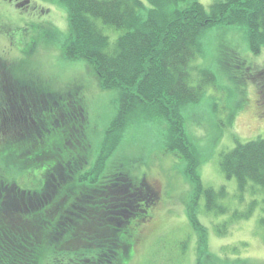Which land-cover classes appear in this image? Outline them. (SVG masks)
Segmentation results:
<instances>
[{
    "label": "rangeland",
    "instance_id": "1",
    "mask_svg": "<svg viewBox=\"0 0 264 264\" xmlns=\"http://www.w3.org/2000/svg\"><path fill=\"white\" fill-rule=\"evenodd\" d=\"M21 1L24 4L18 6L16 2L0 0V61L5 63V69L0 63V79L4 81L3 75L7 74L14 81L34 84L38 89L34 88V95L40 102L29 110L9 106V114L19 116L29 132H39L34 119L40 123L43 117L47 126L52 120L54 126L63 127L66 140H62V135L61 140L56 135L42 141L40 151L47 154L43 155L36 152L31 142L10 145V135L0 132V188L7 194L0 200V231L15 234L22 233L19 229L30 231L28 223L17 216L19 211L30 206L29 201L24 199V204L18 199L19 209H10L9 195H14L17 190L42 195L46 181L50 188L48 192L54 193L52 200H57L60 206L64 205L61 201L67 194L70 197L60 235L66 236L76 225H83L91 232V237L96 235L100 241L66 240L58 249L46 245L45 254L38 257L29 251L37 247L25 246L27 259L20 260L25 255L21 249L15 252L20 253L13 262L74 264L76 262L68 259L74 257L76 251L78 254L82 250L94 251L103 243L102 235L109 228L107 225H111L106 213L89 208L91 214L77 218L72 224L65 221L67 211H86L87 199L77 188L82 179L78 172L92 169L106 185L123 174L136 185L149 186L148 191L153 194L155 191L157 195L154 203L144 198L147 202L145 212L136 211L137 208L134 209L136 212H131L136 215L130 216V223L119 233L121 242L130 247L120 251L113 264H197L199 237L188 218V205L195 200L199 221L207 230V251L213 259L206 257L205 264H264V189L253 182L240 189L237 180L227 178L220 167L222 155L232 151L237 142L245 144L264 138V47L254 53L246 29L217 26L202 36L201 52L188 66L190 85L202 89L198 103L184 108L186 133L197 149L202 184L216 192L215 202L224 209L208 210L206 195L196 196L194 183L186 173V162L165 152L162 147L158 120L130 129L116 149L111 140L104 142L105 131L116 112V93L100 88L91 65L63 57L62 43L58 40H66L69 33L68 14L63 5L46 0ZM141 1L150 8L145 0ZM218 1L198 0L208 11ZM99 27L111 44L122 34L100 22ZM13 91H8V95L3 93L4 98H9ZM25 93L27 90L20 95L28 96ZM58 103H66V110ZM52 106L57 112L51 117ZM1 112L3 114V109ZM67 112H71L69 119L72 122L64 118ZM163 125L167 127V124ZM63 130L56 129L61 134ZM72 141L77 143L76 146ZM24 146L29 149H21ZM35 153L39 155L36 158ZM52 153H63L65 162L72 157L78 158V162L72 166L63 161L43 163L52 157ZM53 165L56 166L45 172ZM71 174L77 189L69 192L64 187L59 191V196L64 195V198H59L57 183H63ZM63 185L72 187L73 182L68 179ZM96 216L105 220L101 229L97 228ZM57 219L50 216V222ZM47 220L49 222V217ZM110 231L108 229V236L112 234ZM77 260L79 264L81 259Z\"/></svg>",
    "mask_w": 264,
    "mask_h": 264
},
{
    "label": "trees",
    "instance_id": "2",
    "mask_svg": "<svg viewBox=\"0 0 264 264\" xmlns=\"http://www.w3.org/2000/svg\"><path fill=\"white\" fill-rule=\"evenodd\" d=\"M46 1L63 5L68 14L67 39L58 40L59 44L62 43L63 57L71 62L84 61L91 65L100 88L103 91H113L117 95L116 112L109 129L105 131L104 142L111 140L112 147H115L113 149H116L122 143L126 133L134 127L156 120L159 124H167V127L159 125L161 145L165 152L177 155L186 162V173L194 183L196 196L206 195L208 210L217 207L224 211L215 202L216 192L212 188H205L202 184L198 174L200 160L197 149L185 129L184 108L198 103L202 89L200 86L190 85L188 66L198 52H201L202 36L209 29L217 26L246 29L252 51L259 53L264 47V0H219L211 6L210 11L198 0H145L150 8H147L141 0ZM99 22L122 32L114 44H111L109 37L102 32ZM0 63L5 69V63L3 61ZM10 72L14 75L13 70ZM3 77L4 81L0 79V132L10 135V145L31 142L36 152L47 155L46 152L40 151L41 142L56 135L60 136V140L61 135L62 140H66L63 127L54 126L52 120L47 126L46 119L42 117L40 123L34 119L39 132L37 130L29 132L30 129L21 124L20 118L16 119L14 115L9 114L8 108L16 106L17 101L20 109H32L40 102L34 95L38 89L32 83L14 81L7 74ZM13 89L14 93L10 94L9 98H4L3 93L8 95V91ZM17 90L20 92L27 90L25 94L28 96L23 97ZM58 105L66 110V103L64 105L58 103ZM2 109L3 114L1 115ZM56 112V107L52 106L51 117ZM70 117L71 112L65 113L66 120ZM57 128L62 129L63 133L57 132ZM80 140L81 138L78 143L81 142ZM68 142L70 144L71 141ZM73 143L76 146L77 143ZM100 146L106 147L104 144ZM70 147H72L71 144ZM22 148L29 149L27 146ZM62 155L63 153H52L50 155L52 157L43 163L63 161L72 166L78 162L76 161L78 158L73 157L72 160L65 162L66 158ZM36 156L39 155L35 153L34 158ZM54 166L56 165L45 172ZM35 167H40V165L36 164ZM220 167L227 178L237 180L240 189H244L249 182L264 189V138L245 144L237 142L232 151L222 155ZM78 173L81 174L82 179L77 188L80 195L87 199L86 211L84 209L80 212L78 209L67 211L66 223L72 224L77 218L89 215L96 209L98 212L107 214V219L111 224L107 226L112 230L110 231L112 234L108 236L106 228L101 239L103 243L97 250H82L79 254L76 251L75 256H70L68 260L76 262L74 264L78 263L77 258L85 262L82 264H113L121 254L120 251L130 247L121 242L119 233L121 234L125 225L130 223L128 220L131 215L135 216L136 211L145 212L146 201L149 200L152 203L156 201V192L153 191L154 194L149 192L150 187L145 186L144 183L137 185L132 183L131 179L123 174L121 177L117 176L114 182L106 185L100 180L99 173L92 169L85 173L81 169ZM68 177L73 182V186L63 185L68 179H65L63 183H57L58 196L59 191L64 187H67L69 192L77 189L72 174ZM43 186L42 195L38 192L23 190H17L18 192L14 195H9L11 196L8 199V203H11L10 209H19L18 199H22L24 204V199L29 201L30 206L26 210L19 211L20 215L17 216L28 223L30 231L23 232V229H19L22 233L17 234L7 230L0 231V264H38L39 262H13L20 253L15 252L21 249L25 255H22L20 260L27 259L28 250L24 249L25 246L37 247L29 251L38 257L45 254L46 245L58 249L62 241L66 240L83 243L100 241L96 235L91 237V232L87 231L83 225H76L72 232L66 233V236L60 235L64 210L70 204L69 194L65 198L64 195L59 196V198H64L61 201L64 205L60 206L57 200H52L54 193L48 192L49 184L44 181ZM98 186L104 187L98 190ZM0 190V200H2L7 194H4L5 191L2 188ZM145 197L147 200L142 202ZM107 205L110 207H105ZM93 206H98L99 209ZM53 207L55 209L51 211ZM89 208L92 211H89ZM132 211L135 212L132 214ZM48 214L55 219L58 217L57 221L50 222ZM95 218L98 223L97 228L101 229V224L105 220L100 216ZM188 218L199 237L197 264H205L204 260L213 259L207 251V230L199 221L196 200L188 205ZM61 237H63L62 240ZM15 248L17 250L13 251ZM4 251L6 252L3 253Z\"/></svg>",
    "mask_w": 264,
    "mask_h": 264
},
{
    "label": "flooded vegetation",
    "instance_id": "3",
    "mask_svg": "<svg viewBox=\"0 0 264 264\" xmlns=\"http://www.w3.org/2000/svg\"><path fill=\"white\" fill-rule=\"evenodd\" d=\"M10 1L16 2V4H18V6L24 4L21 0H10ZM10 102H11V105H12V101H10ZM18 108H19V106H18V103H17V101H16V106H14L13 109H18ZM1 115H2V112H1ZM14 117L17 119L19 116L14 115ZM13 133H15V132H13ZM15 134H16V133H15ZM17 134H19L18 131H17ZM22 134H23V132H22Z\"/></svg>",
    "mask_w": 264,
    "mask_h": 264
},
{
    "label": "bare ground",
    "instance_id": "4",
    "mask_svg": "<svg viewBox=\"0 0 264 264\" xmlns=\"http://www.w3.org/2000/svg\"><path fill=\"white\" fill-rule=\"evenodd\" d=\"M142 202H144V199H142Z\"/></svg>",
    "mask_w": 264,
    "mask_h": 264
}]
</instances>
